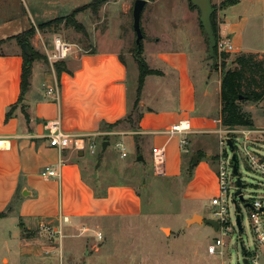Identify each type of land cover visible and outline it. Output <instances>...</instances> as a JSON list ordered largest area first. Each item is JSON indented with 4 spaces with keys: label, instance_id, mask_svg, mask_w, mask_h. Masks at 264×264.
<instances>
[{
    "label": "crops",
    "instance_id": "crops-1",
    "mask_svg": "<svg viewBox=\"0 0 264 264\" xmlns=\"http://www.w3.org/2000/svg\"><path fill=\"white\" fill-rule=\"evenodd\" d=\"M23 1L29 13V28L66 16L61 13L79 7L75 0ZM211 1L219 6L223 0ZM181 2L186 9L182 17L162 19L164 25L175 28L173 35L156 30L149 15L142 26L143 56L148 65L160 73L146 77L137 112L129 97L128 61L119 48L99 50L92 46L86 52L73 51L63 60L67 71L58 73L57 61L47 59V52L54 51L53 40L58 35L37 29L31 44L42 57L33 62L30 87L19 104L23 51L17 44L10 43L7 50L0 52V219H10L20 229L14 239L22 264L40 262L36 263L33 248L29 249L31 240L23 236L25 230L36 231L50 239L48 228L61 225L68 236L88 224L99 226L108 217L143 214L140 188L146 187V180L143 175L139 176L136 163L129 160L110 166L104 156L97 159L86 157L83 150H80L82 155L72 149L59 151L50 146L46 137L47 121L59 120L67 132L103 134L104 150L108 149L113 135L118 136L125 147L136 148L137 156H146L143 143L165 146L173 163L168 171L175 176L182 174L185 162L193 164V159L188 160L190 150L185 151L180 146V140L186 135L171 133L173 125L190 120L192 130L188 137L192 138L206 134L217 136L231 129L220 119L222 71L208 61L209 40L200 21V11ZM214 20L219 39H229L233 45L228 66L238 54H264V0H239L227 7H217ZM8 28L12 33L9 36L25 30L21 25L14 30L12 25ZM5 35L1 31L0 39ZM128 35L136 37L133 33ZM170 43H176L175 47ZM131 58L135 61L134 55ZM50 89L55 93H49ZM13 105L17 108L6 120ZM244 109L254 119L253 109ZM130 114L133 118L134 114L141 116L136 117L133 126L125 120ZM258 127L254 119L253 127L233 129L247 132ZM256 145L264 146L258 142ZM192 154L193 158L197 154L199 160L194 165V174L186 172L190 186L215 184L219 189L217 157L220 154H206L199 146ZM121 156H127V152L123 155L122 151ZM61 160V178L41 175L43 167H58ZM194 214L203 213L196 209L187 220ZM65 217L69 220L65 221ZM53 239H57L56 235ZM12 259L4 256L3 263L11 264Z\"/></svg>",
    "mask_w": 264,
    "mask_h": 264
},
{
    "label": "rangeland",
    "instance_id": "rangeland-1",
    "mask_svg": "<svg viewBox=\"0 0 264 264\" xmlns=\"http://www.w3.org/2000/svg\"><path fill=\"white\" fill-rule=\"evenodd\" d=\"M182 1L189 3V0ZM91 2L92 0H75V4L79 7ZM134 3L135 0H109L101 6L97 14L91 8L81 11L77 18L85 25L87 35L64 25L52 34L73 44L76 53L86 52L92 46L99 50L119 48L120 52L126 55L129 65L128 87L132 104H135L139 96L140 74L137 72L139 69L136 62L131 58L136 48V37L130 38L128 35L131 33L136 35L132 12ZM71 12L65 10L61 14L67 15ZM184 12L186 9L181 0H148L142 13L141 25L145 26V19L149 15L153 21L152 26L156 30L173 35L175 28L164 25L162 19H176L182 17ZM28 15L23 0H0V32L7 34L0 39L2 41L0 52L7 50L10 43L20 46L15 38L16 35L9 36L12 33L8 26L12 25L13 30L20 25L25 30L30 29L27 26ZM118 40H120L119 44H117ZM170 44L173 47L176 45V43ZM48 45L52 49L50 42ZM206 55L208 61L213 64L214 60L209 50ZM215 77L216 73L212 78ZM248 107L253 109L254 119L259 127L246 134L248 135L246 143L250 150L257 151L264 156V146L259 148L256 145L257 142L264 144V100L259 103H245L244 108ZM136 117L134 114L132 122L129 119L126 120L129 126L136 124ZM238 130L231 128L226 133H221L222 137L227 140V144L231 140L235 146L239 162L238 174L233 172L231 162L233 151L229 145H221L220 134V136L206 134L196 138L188 137L187 134L185 138L188 143L182 146L183 150H190L188 160L193 159L192 151L197 146L203 148L206 154H220L219 159L222 156H228L232 229L227 235L222 234L220 226L216 231L207 223H187V217L196 209L203 213L200 215L204 218L217 220L213 215L215 208L211 199L219 192L215 184L209 187L204 183L190 186V181L186 176L189 174L186 172L193 174L195 172L190 168L191 161L187 163L184 161L185 168L182 166L181 175H172L168 171L170 165H173L172 157L167 151L166 173L158 175L153 168L151 158L153 146L150 143H143L142 150L146 156H144L145 161L141 162L137 159V149L133 147L124 146L127 156H121L123 149L119 144L122 141L118 136H111L106 150L103 147V138L99 137L94 152L86 150V157L99 159L104 156L110 166L129 160L136 163L139 176L143 175L146 180V187L143 190L140 188L143 214L140 217L105 218L104 223L99 226L88 224V227L82 226L68 236L64 232L63 241H60L58 237L57 239L51 237L46 239L45 236L36 234V231L25 230L23 236H29L31 240L29 249L33 248L34 255L37 257L35 258L36 263L40 261L39 264H245L243 247L249 252L248 258L253 251L259 250L263 259L264 245L257 242L251 216L252 208L247 204H252L255 198L264 199V175L250 165L244 148L246 135ZM238 177L243 184L241 194L244 199L236 195L239 189ZM238 212L241 215L243 231H240L236 224ZM16 232H20V229L14 221L0 219V264H5L3 263L4 256L13 258L11 264H22L14 239ZM98 232L103 234V239L100 240L97 237ZM219 237L224 238L226 242L223 254H210L208 247ZM50 246L51 249H49Z\"/></svg>",
    "mask_w": 264,
    "mask_h": 264
},
{
    "label": "trees",
    "instance_id": "trees-1",
    "mask_svg": "<svg viewBox=\"0 0 264 264\" xmlns=\"http://www.w3.org/2000/svg\"><path fill=\"white\" fill-rule=\"evenodd\" d=\"M108 1L109 0H92L91 3L77 7L66 16L57 17L47 22L40 23L38 27L32 25L30 29L17 34L15 38L17 39L20 46L24 42L30 43L34 51V58L32 61L33 65L35 59L42 57V55L38 53V51L34 50L31 44V37L37 32V29H39L41 32L54 33L64 25L65 27H72L77 32L87 35L86 27L82 22L78 20L77 15L87 8H91L92 11L97 14L101 6ZM238 1L239 0H223L219 6L213 5L215 11L212 15V23L218 40L219 37L214 20L217 7H227L236 4ZM189 5L192 8H196L192 5L190 0ZM1 43L2 41H0V44ZM216 54L218 55L219 62L217 64H215L214 62V67L216 69H221L222 71L220 112V119L222 124L228 128L253 127L254 119L252 117V114L244 109V104L248 102L257 103L264 100V54H238L235 56L233 64L231 66H228L227 64V60L230 58L229 53L219 52L218 48L216 47ZM133 55L140 72L139 96L134 107V112H137V105L139 104L146 77L150 74H159L160 71L153 69L148 65L145 57L143 56V41L141 47H138V45L136 44ZM23 56L24 64L22 72L21 94L18 100V104L23 101L24 96L30 87V78L32 74V65L30 67L27 66L26 55L24 52ZM55 68L58 73L67 71L64 61H57L55 63ZM16 108L17 105H13L10 108V110L6 114V120L12 117ZM22 111L28 119L29 117L24 109V106ZM137 118L140 119L141 116L138 115ZM128 119L131 121V119H133V114H130L125 120ZM194 167L195 166L193 164L190 165V168L192 170L194 169ZM248 204L249 206H251V203ZM0 216H2V214H0Z\"/></svg>",
    "mask_w": 264,
    "mask_h": 264
},
{
    "label": "built area",
    "instance_id": "built-area-1",
    "mask_svg": "<svg viewBox=\"0 0 264 264\" xmlns=\"http://www.w3.org/2000/svg\"><path fill=\"white\" fill-rule=\"evenodd\" d=\"M54 51L47 52V59L50 62H56L65 60L69 57V55L74 51V45L70 42L64 40L60 36L54 37L53 40ZM219 52L230 53L232 51L233 45L231 44L229 39L221 38L217 41V46ZM49 93H55L53 89L49 90ZM45 128L47 130L46 137L49 139V144L52 147L57 148L59 151L64 149H72L74 151H86L90 150L94 152V149L97 144V140L99 137L103 136L101 133H75V132H67L65 131L59 120H51L45 123ZM192 130V123L190 120L185 119L177 124L172 126L171 133H179L183 135H187ZM249 132L247 131L243 133L246 135ZM245 136L244 148L247 153V159L251 166H253L257 171L264 175V156L258 153L257 151L250 150L248 148V144L246 140H248ZM187 139L184 137L180 140V146H184L187 144ZM221 145H228L227 140L223 137L220 140ZM119 146L123 149V155H126V151L124 150V145L119 144ZM152 163L153 168L156 174L164 175L166 173V148L165 146H155L152 148ZM63 164L61 160L59 162L58 167L47 165L42 168L41 175L44 177L50 178H61L60 166ZM228 165H230V161L228 156H222L219 159V169H218V185L219 192L217 195L212 197L211 203L215 208L213 213L214 217L218 220L220 230L222 234L225 236L232 229L231 218H230V201L232 200L231 194L229 192V172ZM264 199L255 198L251 204L252 208V219L254 221V231L256 234L257 242L260 245H264ZM68 217H65V221H68ZM48 235L53 238L54 235L63 241L64 237V229L61 225L58 228H48L46 229ZM97 237L101 240L103 239V234L101 232L97 233ZM226 242L224 238H217L215 243L210 244L208 247V252L210 254H223L224 247ZM249 264H264V261L261 258V252L259 250L253 251L251 256L248 258Z\"/></svg>",
    "mask_w": 264,
    "mask_h": 264
},
{
    "label": "water",
    "instance_id": "water-1",
    "mask_svg": "<svg viewBox=\"0 0 264 264\" xmlns=\"http://www.w3.org/2000/svg\"><path fill=\"white\" fill-rule=\"evenodd\" d=\"M190 1H191L192 5L196 8H198L200 11V21L202 23V26H203V28H204L207 36H208V40H209L210 56L214 60L215 64H217L219 62L218 55L216 54V46H217L218 39L216 37L214 26L212 23V15L215 11L213 3L211 0H190ZM147 2H148V0H135L134 6H133L132 12H133V19H134V30L136 33L135 42L138 45V47H141L142 41L144 39V33H143L142 25H141V19H142L143 10H144ZM21 49L26 55V64L28 67H30L32 65V61L34 58V51L31 47L30 43L29 42L22 43ZM228 145L231 147V149L233 151V155L231 157L233 172L235 174H238L239 173V171H238L239 162H238V155L235 151V146L231 140L228 141ZM103 147L106 148V143L103 144ZM82 154H83V151L80 152V155H82ZM198 160H199L198 155L197 154L194 155L193 165H196L198 163ZM138 161H141V162L145 161L144 156L139 155ZM237 183L239 185V189H238L236 195H240V199H244L243 195L241 194L243 184H242L239 177L237 178ZM248 205L249 204H247V206ZM263 210H264V207H263ZM187 223L188 224L207 223V224L211 225L216 231L219 227V222L217 220L204 218L200 214H194L190 219L187 220ZM236 224H237V227L239 228V230L243 231L242 219H241V215L239 212L236 215ZM243 251H244L243 262L245 264H249L248 251L244 247H243Z\"/></svg>",
    "mask_w": 264,
    "mask_h": 264
}]
</instances>
